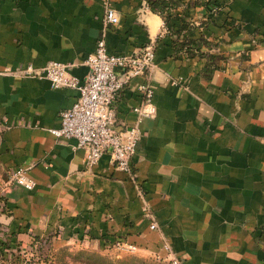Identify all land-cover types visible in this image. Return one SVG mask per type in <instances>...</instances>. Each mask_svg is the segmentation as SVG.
Here are the masks:
<instances>
[{
	"label": "crops",
	"instance_id": "crops-1",
	"mask_svg": "<svg viewBox=\"0 0 264 264\" xmlns=\"http://www.w3.org/2000/svg\"><path fill=\"white\" fill-rule=\"evenodd\" d=\"M152 1L110 0L119 22L106 32L113 54L155 48L149 76L132 78L114 103L116 126L141 132L133 181L108 154L88 167L75 140L51 134L77 90L1 74L59 62L82 79L104 0H0V181L23 169L35 182L5 191L9 219L151 254L161 233L183 264H264V0H160L167 20ZM144 85L155 113L140 118Z\"/></svg>",
	"mask_w": 264,
	"mask_h": 264
},
{
	"label": "built area",
	"instance_id": "built-area-1",
	"mask_svg": "<svg viewBox=\"0 0 264 264\" xmlns=\"http://www.w3.org/2000/svg\"><path fill=\"white\" fill-rule=\"evenodd\" d=\"M213 7V12L216 10ZM119 18L110 0H104L102 27L97 38L95 49L85 60L87 73L79 79L69 73V67L59 62L34 68L31 65L18 68H6L1 74L19 78L46 79L53 88H70L77 90L78 96L74 104L60 113V126L51 130L56 138L73 139L75 148L85 153L86 164L92 167L99 159L108 154L113 167L126 173L134 181L135 173L132 158L141 138L138 126L117 127L114 103L124 86L134 77H148L153 67L154 44L148 43L132 54H113L106 47V32L118 24ZM143 95L142 104L135 109L140 118L154 115L151 105L152 88L140 86ZM30 191L35 182L25 170L11 172L9 181ZM142 199L143 216L148 220L149 230L160 233V229L150 212L149 204L139 191ZM161 247L158 256L169 264H183L173 255L167 240L160 233ZM119 250L136 252L135 245L116 241Z\"/></svg>",
	"mask_w": 264,
	"mask_h": 264
},
{
	"label": "rangeland",
	"instance_id": "rangeland-1",
	"mask_svg": "<svg viewBox=\"0 0 264 264\" xmlns=\"http://www.w3.org/2000/svg\"><path fill=\"white\" fill-rule=\"evenodd\" d=\"M12 186L18 185L11 180L0 181V264H169L137 245L138 250L132 253L117 249L116 242L93 247L74 229L48 226L46 231L38 232L27 228L16 217L9 219L12 213L5 191Z\"/></svg>",
	"mask_w": 264,
	"mask_h": 264
},
{
	"label": "trees",
	"instance_id": "trees-1",
	"mask_svg": "<svg viewBox=\"0 0 264 264\" xmlns=\"http://www.w3.org/2000/svg\"><path fill=\"white\" fill-rule=\"evenodd\" d=\"M150 7H151V10L152 11H157V13H159V14H161L163 17H164V19L165 20H167V18L169 17L168 15H166V12L169 10V8H170V5H169V3L168 2H166V1H160V0H153L152 2H151V4H150ZM217 9L214 11V13H216V12H219V9H218V7H216ZM183 27V29H189V28H187V25L185 24V23H183V25H182ZM185 39H187V38H185ZM185 45V44H184ZM186 45H188V44H186ZM179 47H182L183 46V43L181 44V45H178ZM189 46V45H188ZM190 47L191 48H196V43H191L190 44ZM189 47V48H190ZM189 48H187V52L188 53H191L190 52V50H189Z\"/></svg>",
	"mask_w": 264,
	"mask_h": 264
}]
</instances>
